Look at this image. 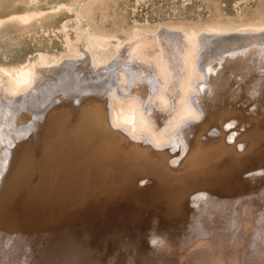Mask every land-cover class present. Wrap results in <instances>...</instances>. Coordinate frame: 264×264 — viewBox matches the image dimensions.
Masks as SVG:
<instances>
[{
	"label": "rangeland",
	"instance_id": "obj_1",
	"mask_svg": "<svg viewBox=\"0 0 264 264\" xmlns=\"http://www.w3.org/2000/svg\"><path fill=\"white\" fill-rule=\"evenodd\" d=\"M10 13L33 16L22 24L5 19ZM0 14V67H9L43 53L67 58L79 27L109 35L115 44L136 30L156 33L168 26H263L264 0H0ZM113 49L109 46L107 54ZM116 53L99 66L118 65ZM53 102L51 107L57 106ZM240 105L251 103L243 99ZM258 115L247 122L228 115L219 130L210 128L222 136L221 150L238 132L246 137L221 158L216 170L222 174L208 185L191 159L175 161L173 152L133 144L126 133V141L118 137L110 147L101 131L119 127L107 121L100 133L78 126L74 136L88 133V146L82 135L63 155L55 138L48 152L35 156L42 177L33 195L27 189L11 202L10 223L0 235V264H264V115ZM183 128L178 125L177 133ZM102 141L110 149L95 155L102 144L107 148ZM156 154L162 170L153 168ZM207 156L198 164H209L212 156ZM36 179L24 186L31 188Z\"/></svg>",
	"mask_w": 264,
	"mask_h": 264
},
{
	"label": "bare ground",
	"instance_id": "obj_2",
	"mask_svg": "<svg viewBox=\"0 0 264 264\" xmlns=\"http://www.w3.org/2000/svg\"><path fill=\"white\" fill-rule=\"evenodd\" d=\"M11 13L5 19L22 24L33 16ZM77 36L75 45L68 47L67 58L43 53L26 64L0 67L2 236L10 223L14 196L27 189V195H33L41 180V172L35 171V167H39L35 156L39 152L43 155L48 152L55 138L61 155L72 139L82 138V135L85 136L82 145L88 146V133L74 136L78 126L87 130L98 129L100 133L103 128L106 129L108 122L114 128L119 127L108 133L101 131L111 140L107 141L109 146L115 147L118 137L120 142H123L122 139L126 141L127 138L122 135L126 133L133 144L137 141V145L151 144L155 150L173 152L175 161L189 162L191 159L192 166L202 171L201 176L208 185L214 177L222 174L216 170L221 158L234 151L237 140L243 143L246 137L238 132L233 143L228 147L224 145L221 150L222 136H217L210 128L219 130L218 126L228 115L234 116L237 122H247L258 114L264 115V25L249 24L235 28L219 25L205 28L168 26L156 33L136 30L133 36L115 44L111 43L109 35L97 33L91 28L79 27ZM109 46L114 49L107 54ZM117 51L120 53L119 58L117 56L118 65L99 66ZM89 55L97 63L92 64ZM119 66L122 69L119 70ZM243 99L251 103L250 107L255 110L240 105ZM54 100L57 106L51 107ZM229 104L230 110L227 109ZM248 109L249 112L246 111ZM69 120L76 123L71 125ZM187 120L190 122H184ZM181 123L183 131L177 133ZM249 131L256 132L246 130L247 133ZM202 136L206 137L205 141L200 140ZM19 141H23V145L16 147ZM91 141L90 138L89 145ZM132 143L129 144L136 145ZM244 146L242 144L241 148L244 149ZM72 147L69 145L67 150ZM92 147L86 155L93 151ZM102 147L103 144L96 148L95 155L107 154L110 147ZM176 150L178 153L174 154ZM140 151L147 152L148 158H151L147 150ZM95 155L91 157L95 158ZM207 155L212 156L210 163L198 164ZM154 156L153 168L162 170L163 166L157 159L159 155ZM35 175L37 179L32 187L24 186L27 182L30 184Z\"/></svg>",
	"mask_w": 264,
	"mask_h": 264
}]
</instances>
